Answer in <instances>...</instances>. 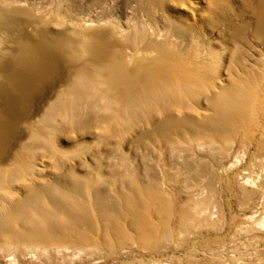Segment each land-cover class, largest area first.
Masks as SVG:
<instances>
[{
	"label": "rangeland",
	"instance_id": "374dc122",
	"mask_svg": "<svg viewBox=\"0 0 264 264\" xmlns=\"http://www.w3.org/2000/svg\"><path fill=\"white\" fill-rule=\"evenodd\" d=\"M253 7L0 0V264H264V34ZM83 35L111 75L98 76ZM66 77L81 104L64 86L49 97ZM233 79L254 80L249 116L221 133L199 124L209 92L199 107L183 99L199 126L167 138L149 133L162 109L129 99L147 84L182 98L184 80L212 92Z\"/></svg>",
	"mask_w": 264,
	"mask_h": 264
},
{
	"label": "bare ground",
	"instance_id": "6f19581e",
	"mask_svg": "<svg viewBox=\"0 0 264 264\" xmlns=\"http://www.w3.org/2000/svg\"><path fill=\"white\" fill-rule=\"evenodd\" d=\"M246 5H249L248 3H246ZM253 12H255L254 16H255V19H256V24H255V27H256V30L257 32H260V33H263L264 34V0H254V7H253ZM84 33V32H83ZM123 33V32H122ZM121 34V33H120ZM261 35V34H260ZM122 36V34H121ZM126 36V35H125ZM123 37V36H122ZM128 37V36H127ZM126 37V38H127ZM140 37V36H139ZM138 37V38H139ZM69 38V37H68ZM82 45H81V49H82V52L84 55H87V57L90 58V60H92L94 62V67L96 69V71L98 72V76L100 77H103L102 75H111V70L109 69V65L101 59V57L99 56V54L96 52V46L98 45L97 44V40L94 39V37H89L87 35H83L82 37ZM125 38V37H123ZM130 38L131 41H135L132 37H128ZM142 38V37H140ZM139 38V39H140ZM137 39V37H136ZM138 40V39H137ZM144 40V39H143ZM142 40V42H143ZM2 41V40H1ZM131 41H128L129 43ZM139 41V40H138ZM137 41V42H138ZM141 41V40H140ZM3 42V41H2ZM1 42V44H2ZM132 42V43H133ZM142 42H140L142 44ZM73 44V43H72ZM131 45V44H130ZM136 45V43H135ZM103 46V45H102ZM134 46V44H133ZM138 46V44H137ZM109 48V46H108ZM144 50H146L144 48ZM143 50V52H144ZM152 51V50H151ZM149 50V52H151ZM78 52V51H77ZM81 52V51H80ZM142 52V53H143ZM147 51H145L146 53ZM153 52V51H152ZM151 52V53H152ZM140 54V52H138ZM148 53V52H147ZM82 54V53H81ZM39 55V54H37ZM109 55V54H108ZM142 55V54H141ZM149 55V54H147ZM154 55V54H153ZM36 56V55H35ZM145 56V55H144ZM41 57V56H40ZM106 57V56H105ZM107 58V57H106ZM135 58V57H134ZM143 55H142V58L140 57L139 60L143 61L146 59V56H145V59H143ZM148 58V57H147ZM133 59V58H132ZM41 60V59H40ZM138 60V59H137ZM128 61V60H127ZM115 62V61H114ZM129 62V61H128ZM149 63V62H148ZM29 65V64H28ZM32 71V70H31ZM200 74V73H199ZM85 75L83 74V72H79L78 74L75 75V80H85ZM201 76V75H200ZM99 77V78H100ZM16 76L13 77V79L11 78V80L15 81ZM98 78L99 82L102 81V78L101 80ZM193 78V77H192ZM258 78V77H256ZM73 81L72 84H75L78 89H80L81 91L85 90V86L84 84H82L81 82L83 81ZM97 80V81H98ZM194 80V79H193ZM199 80V79H198ZM236 80V81H235ZM233 79V81H231V83L229 82V84L227 85H223L221 87H219L218 89H216L215 91H212L210 92V88L204 90L203 86H192L190 84V82H188V80H184L183 83L181 84V90L183 91V96L182 98H180V96L176 97V95L170 91L169 94L165 95V96H161L160 98L157 97V96H153L151 93H150V90L148 88L149 84L146 85L145 87V91H146V94H142L140 92H136V93H133L131 94V96L129 97L130 99V102H132L134 104V108L135 109H150L151 107H155V106H158L160 107V109H162V117L160 118V120H158L157 122L153 121V124H154V128L151 132L149 133H155V134H161V135H164L166 138L167 136L169 135V132L170 131H177V130H181L183 128L185 129H190V128H195L196 126H199V125H196L194 124V119H196L197 117L193 116V112L192 114L191 113H184V105H183V99L185 98H189L192 102V104H194V106H198L199 107V97L200 95L205 92V93H208V100H207V111H210L212 112L211 114H204L203 116L200 117L199 121H202L203 123H199V124H203V126L211 129V131L213 132H217V133H221V132H225L226 130H231L234 126L231 124V123H236V124H240L242 122H245L249 116V110H248V106H249V103L251 102L252 100V96L250 95L251 93V86L254 82V80L252 81H248V85H247V88H246V82H245V86L241 87V85L239 84V80L237 79ZM246 80V79H245ZM179 81V80H178ZM258 81V79H257ZM94 82V81H93ZM68 83V77L65 78V80H61L60 82H58L57 84L54 85V87H52L50 89V92H49V97L51 95H54L56 94L58 90V88H60L61 86H64L65 90L63 91L62 90V95L61 96H64L66 97L67 95H70V94H73L74 95V98H75V101H77V103L79 102L81 104V101L82 100V97L80 96L79 92L78 91H75L74 89L72 90L71 92V86L72 84H69ZM99 84V83H98ZM258 84V83H257ZM96 85V84H95ZM203 85V84H202ZM255 85V84H254ZM253 85V86H254ZM206 86V85H205ZM208 87H210V85H208ZM179 88V87H178ZM203 88V89H202ZM179 91V90H178ZM82 93V92H81ZM180 93V92H179ZM178 94V93H177ZM60 96V97H61ZM59 97V98H60ZM65 99V98H63ZM103 101H107L108 99L106 97H102L101 98ZM66 100V99H65ZM104 103V102H103ZM62 104V103H61ZM106 107L105 108H108L109 107V104L106 103ZM65 106V105H64ZM163 106V107H162ZM173 106H177V108L179 109V111L181 110V112H183L182 114L180 115H175L174 113L170 112L169 108L170 107H173ZM162 107V108H161ZM65 108V107H64ZM118 109V113L120 115V117H125L127 118V115L129 117V115L131 114L128 110V106L125 105L123 107H117ZM189 109V108H188ZM195 109V108H194ZM60 112H65L64 109H60L59 110ZM113 111V110H111ZM116 112V113H117ZM134 112V111H133ZM143 112V111H142ZM180 112V113H181ZM252 112V111H251ZM115 113V114H116ZM133 114H136V113H133ZM65 115V114H64ZM70 115H72L70 113ZM132 115V114H131ZM67 116V114H66ZM138 115L136 114V116L134 115L133 118L131 119H134L135 120V117H137ZM144 117V116H143ZM74 118V117H73ZM52 119V118H51ZM66 119V118H65ZM149 120V116L147 118V122ZM151 121V120H150ZM150 123V122H149ZM201 126V125H200ZM237 128V127H236ZM203 129V128H202ZM206 129V128H205ZM191 130V129H190ZM184 131V130H183ZM171 133V132H170ZM214 134V133H213ZM225 134V133H224ZM77 183H80L79 179H76ZM75 185V184H74ZM80 186L81 184H76V186ZM87 185V184H86ZM83 187V186H82ZM36 188V187H35ZM58 188V187H56ZM55 188V189H56ZM74 188V187H73ZM78 188V187H77ZM33 189V188H32ZM54 189V188H53ZM59 189V188H58ZM73 190V189H72ZM75 190V188H74ZM85 191V189H84ZM95 191V190H94ZM55 192V191H53ZM64 192V191H63ZM69 192V191H67ZM41 193V192H40ZM75 193V192H74ZM73 193V194H74ZM100 193V191H99ZM102 193V192H101ZM10 194V193H9ZM57 194V193H56ZM98 195V194H97ZM96 195V196H97ZM101 195V194H100ZM56 196V195H55ZM86 196V195H85ZM95 196V195H94ZM61 197V196H60ZM62 198V197H61ZM68 198V197H67ZM102 198V197H101ZM99 198V199H101ZM104 198V197H103ZM64 199V198H63ZM61 199V200H63ZM66 199V198H65ZM71 199V198H70ZM80 199V198H79ZM78 199V200H79ZM98 199V198H96ZM69 201V198L67 199ZM95 200V198H94ZM92 200V201H94ZM48 201V200H47ZM84 201V200H83ZM73 202V201H72ZM86 202V201H85ZM104 202H105V199L101 200V203H102V206L103 207H106L104 205ZM69 203V202H68ZM67 203V204H68ZM79 203V202H78ZM93 203V202H92ZM97 203V202H96ZM100 203V202H99ZM61 204H63L61 202ZM81 204V203H80ZM12 205V204H11ZM11 205L9 207H11ZM46 205V204H45ZM69 205V204H68ZM71 205V203H70ZM8 206V205H7ZM6 206V207H7ZM51 206V205H50ZM73 206V205H72ZM78 206V205H77ZM71 207V206H70ZM75 208V207H74ZM97 208V207H96ZM6 209V208H5ZM71 209V208H70ZM94 210V208H92ZM100 209V208H98ZM102 209V208H101ZM8 210V208L6 209ZM55 210V209H54ZM72 211V210H71ZM95 211V210H94ZM74 212V211H72ZM76 212V211H75ZM81 212V210H80ZM64 213V212H63ZM71 213V212H70ZM79 213V212H78ZM103 213V212H102ZM103 216V215H102ZM69 219V218H68ZM70 220V219H69ZM64 223V222H63ZM66 223V222H65ZM69 223V222H68ZM48 228V227H47ZM3 229L0 228V234H1V231ZM25 230V229H24ZM49 230H51V228H49ZM55 230V229H54ZM58 231V230H57ZM48 232V230H47ZM61 233V232H60ZM22 234V233H21ZM52 234V233H51ZM58 234V233H57ZM17 235V234H16ZM23 235V234H22ZM31 236V235H30ZM48 237V235H47ZM54 238V237H53ZM61 238V237H60ZM20 239V237H19ZM53 240V239H52ZM29 243V242H28ZM36 244V243H35ZM40 245V244H38ZM50 245V244H48ZM57 246V245H56ZM47 247V246H46Z\"/></svg>",
	"mask_w": 264,
	"mask_h": 264
}]
</instances>
